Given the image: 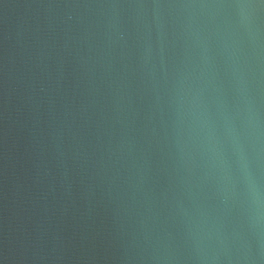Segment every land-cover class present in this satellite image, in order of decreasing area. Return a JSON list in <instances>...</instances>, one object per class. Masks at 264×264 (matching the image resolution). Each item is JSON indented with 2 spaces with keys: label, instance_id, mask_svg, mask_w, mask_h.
Returning a JSON list of instances; mask_svg holds the SVG:
<instances>
[{
  "label": "water",
  "instance_id": "1",
  "mask_svg": "<svg viewBox=\"0 0 264 264\" xmlns=\"http://www.w3.org/2000/svg\"><path fill=\"white\" fill-rule=\"evenodd\" d=\"M0 264H264V0H0Z\"/></svg>",
  "mask_w": 264,
  "mask_h": 264
},
{
  "label": "clouds",
  "instance_id": "2",
  "mask_svg": "<svg viewBox=\"0 0 264 264\" xmlns=\"http://www.w3.org/2000/svg\"><path fill=\"white\" fill-rule=\"evenodd\" d=\"M245 7H248V8H254L256 7L255 5H251V4H248V5H244Z\"/></svg>",
  "mask_w": 264,
  "mask_h": 264
}]
</instances>
